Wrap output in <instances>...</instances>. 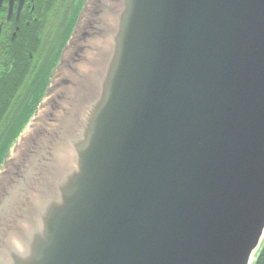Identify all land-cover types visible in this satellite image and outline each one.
Wrapping results in <instances>:
<instances>
[{"label": "water", "instance_id": "water-1", "mask_svg": "<svg viewBox=\"0 0 264 264\" xmlns=\"http://www.w3.org/2000/svg\"><path fill=\"white\" fill-rule=\"evenodd\" d=\"M67 21L0 153V264H254L264 0H76Z\"/></svg>", "mask_w": 264, "mask_h": 264}, {"label": "flooded vegetation", "instance_id": "flooded-vegetation-1", "mask_svg": "<svg viewBox=\"0 0 264 264\" xmlns=\"http://www.w3.org/2000/svg\"><path fill=\"white\" fill-rule=\"evenodd\" d=\"M75 1L0 0V81L4 77L24 81L15 106L10 108L1 125V132L9 129L19 116H25L26 99L40 91L41 80L60 41L56 39Z\"/></svg>", "mask_w": 264, "mask_h": 264}, {"label": "trees", "instance_id": "trees-1", "mask_svg": "<svg viewBox=\"0 0 264 264\" xmlns=\"http://www.w3.org/2000/svg\"><path fill=\"white\" fill-rule=\"evenodd\" d=\"M23 83V79H20L17 82L14 79H9L6 77H4L3 80L0 81V131L1 125L3 124L4 120L7 119L6 116H8V111L10 110V108H13L15 106L17 97H19V93L22 91V88L24 86ZM27 100L28 99H26V102ZM15 112L16 111L13 112V118ZM254 264H264V244Z\"/></svg>", "mask_w": 264, "mask_h": 264}, {"label": "rangeland", "instance_id": "rangeland-1", "mask_svg": "<svg viewBox=\"0 0 264 264\" xmlns=\"http://www.w3.org/2000/svg\"><path fill=\"white\" fill-rule=\"evenodd\" d=\"M69 17H70V15H69ZM67 23H68V21L66 20V24ZM66 24L63 27V31H64V29L66 27ZM63 31L61 32L60 36L57 37L56 42L61 39ZM6 118H7V116H6ZM7 130H8V128L5 131H3V132L0 131V153H1L2 149L4 148V146L10 141L11 136L13 134V131H9V130L7 131Z\"/></svg>", "mask_w": 264, "mask_h": 264}]
</instances>
